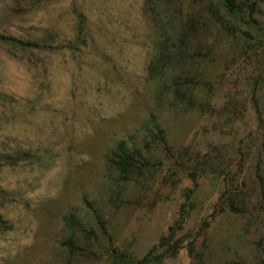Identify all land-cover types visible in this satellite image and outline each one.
Segmentation results:
<instances>
[{
	"label": "rangeland",
	"instance_id": "obj_1",
	"mask_svg": "<svg viewBox=\"0 0 264 264\" xmlns=\"http://www.w3.org/2000/svg\"><path fill=\"white\" fill-rule=\"evenodd\" d=\"M206 8L0 0V264H264V3L231 31Z\"/></svg>",
	"mask_w": 264,
	"mask_h": 264
},
{
	"label": "trees",
	"instance_id": "obj_2",
	"mask_svg": "<svg viewBox=\"0 0 264 264\" xmlns=\"http://www.w3.org/2000/svg\"><path fill=\"white\" fill-rule=\"evenodd\" d=\"M191 4H197V3H205L206 5V19L212 17V15L217 14V20L218 25L221 26L222 29L225 30H233L231 21L234 19H239L243 22L247 21L253 22V15L257 9V6L259 3H264V0H189ZM215 6V7H214ZM212 9H215V11H212ZM220 15H219V13ZM193 23L192 20L187 21V25L183 24L181 28L176 33V39L177 44L172 45L173 50H175V54L177 55L176 60H179V49L182 47L183 39H185L186 33L189 32V25ZM166 48V47H165ZM209 53V50H207ZM181 84L187 85V79H185L183 76L176 77L175 81L173 83L175 90L173 94L175 97L180 100L184 101L185 103L189 105H194L192 97L186 98L184 93L183 95L179 92L178 87L182 86ZM197 108H201L202 105L200 102L195 104ZM156 134L160 135L161 131H158ZM159 140L163 143V139L160 137ZM142 160V157L138 153L136 149L133 150H126L123 147L122 143H117V145L114 147L111 158H109L108 162L110 166L117 172L118 176L121 177L123 180H127L131 176H138L140 175V169L138 168L137 164H139V161ZM141 166V165H140ZM192 183L195 184V178L194 175H189ZM187 198V196H186ZM227 209L229 211H235L234 206L232 202H230L227 205ZM222 208H219L217 212H220ZM215 209L213 210V214L215 213ZM65 222H67L69 225L74 226L79 231H81L80 226L75 222L73 219V216L69 215L66 217ZM92 234V233H91ZM173 230L171 228L168 229V232L166 235L161 236L158 242L159 247L164 248L163 254L166 256H171L175 254V252L180 248V242L176 239L173 240ZM68 245L70 249H73L71 242H68ZM154 246L150 249V252L154 250Z\"/></svg>",
	"mask_w": 264,
	"mask_h": 264
}]
</instances>
